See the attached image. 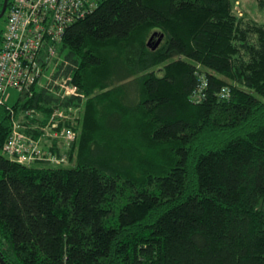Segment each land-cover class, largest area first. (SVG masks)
<instances>
[{
    "label": "trees",
    "instance_id": "1",
    "mask_svg": "<svg viewBox=\"0 0 264 264\" xmlns=\"http://www.w3.org/2000/svg\"><path fill=\"white\" fill-rule=\"evenodd\" d=\"M237 2L104 0L66 29L69 163L10 160L0 106L7 264H264V24Z\"/></svg>",
    "mask_w": 264,
    "mask_h": 264
},
{
    "label": "built area",
    "instance_id": "2",
    "mask_svg": "<svg viewBox=\"0 0 264 264\" xmlns=\"http://www.w3.org/2000/svg\"><path fill=\"white\" fill-rule=\"evenodd\" d=\"M103 1L9 0L0 46V106L10 114L11 134L3 147L10 160L26 166L69 163L85 94L59 46L66 29ZM205 85L204 80L198 94ZM11 90L19 93L14 104L8 101ZM34 99L38 107L30 106Z\"/></svg>",
    "mask_w": 264,
    "mask_h": 264
},
{
    "label": "rangeland",
    "instance_id": "3",
    "mask_svg": "<svg viewBox=\"0 0 264 264\" xmlns=\"http://www.w3.org/2000/svg\"><path fill=\"white\" fill-rule=\"evenodd\" d=\"M236 1H238L236 4V9L239 15H242V13H247V16L249 18L264 24V10L260 8L258 0H236ZM6 27H7V22L2 21V23L0 24V29L5 31ZM10 93H11V97L9 98L8 101L10 104H14L19 97V93L16 90H11ZM73 165L74 164L70 163L68 166L72 167ZM36 166L37 167L47 166V164L38 163L36 164Z\"/></svg>",
    "mask_w": 264,
    "mask_h": 264
},
{
    "label": "water",
    "instance_id": "4",
    "mask_svg": "<svg viewBox=\"0 0 264 264\" xmlns=\"http://www.w3.org/2000/svg\"><path fill=\"white\" fill-rule=\"evenodd\" d=\"M8 4H9V0H4L3 8H2V11H1V13H0V20H1V18L4 17V15H5L6 12H7ZM157 35H158V33L155 32L154 35L151 37L150 41L148 42V46H152V40H153V38H154L155 36H157ZM162 38H163V35H161V36L158 38L157 42L155 43V46H153V49H155L156 47H158V45L160 44ZM0 263H1V264H7L1 256H0Z\"/></svg>",
    "mask_w": 264,
    "mask_h": 264
}]
</instances>
